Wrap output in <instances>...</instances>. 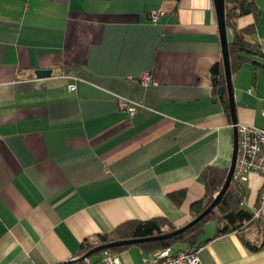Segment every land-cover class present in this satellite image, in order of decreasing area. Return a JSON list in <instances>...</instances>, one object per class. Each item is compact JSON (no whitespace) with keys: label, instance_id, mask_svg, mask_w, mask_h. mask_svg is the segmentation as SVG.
<instances>
[{"label":"crops","instance_id":"1","mask_svg":"<svg viewBox=\"0 0 264 264\" xmlns=\"http://www.w3.org/2000/svg\"><path fill=\"white\" fill-rule=\"evenodd\" d=\"M248 2L235 27L253 25L260 54L231 71L234 115L264 128V0ZM219 61L213 0H0V264H105V250L79 259L81 243L130 220L187 224L201 173L227 170L232 154L233 123L212 92ZM146 73L155 85L139 82ZM118 97L138 103L133 115ZM241 185L252 211L264 176ZM217 227L204 224L198 264H264V206L241 232ZM136 244L106 250L143 264L134 255L154 252Z\"/></svg>","mask_w":264,"mask_h":264},{"label":"trees","instance_id":"2","mask_svg":"<svg viewBox=\"0 0 264 264\" xmlns=\"http://www.w3.org/2000/svg\"><path fill=\"white\" fill-rule=\"evenodd\" d=\"M250 1V0H249ZM245 7V8H244ZM248 0H225V23L226 27L234 28V37L231 42H228V53L231 71L240 67V65L248 60L251 53L260 54L256 46L249 41V37L253 34V25L237 29L235 20L237 17L246 13L247 10L252 11ZM212 76V92L218 94V88L225 85L222 62L215 63L211 69ZM221 105L230 120V109L227 94L224 93L220 97ZM227 170L209 166L201 173V180L204 185V194L197 201L190 205L191 220L198 216L213 200L214 195L222 186ZM183 193H179L178 197H182ZM246 197L245 188L231 181L228 189L208 214L201 220L194 223L181 233L171 236L166 239H157L137 243L145 253L156 252L158 250L173 247L175 244L182 243L184 247L198 246L197 240L202 233L203 226L206 222L216 221L218 223L215 236L229 232H241L247 226L256 222L258 219H252L251 211L246 210L242 205V200ZM174 227L165 218L154 217L147 220H130L117 225L111 232L107 234L97 235L94 243H81L77 253H85L95 247L105 245L112 242L136 239L149 238L157 235L172 232ZM251 250H256L257 245H251L245 242ZM130 246L124 244L109 248L110 250H123ZM181 249V248H179ZM106 250V249H105Z\"/></svg>","mask_w":264,"mask_h":264},{"label":"built area","instance_id":"3","mask_svg":"<svg viewBox=\"0 0 264 264\" xmlns=\"http://www.w3.org/2000/svg\"><path fill=\"white\" fill-rule=\"evenodd\" d=\"M160 15V11H152L149 14L151 21H156ZM139 82L143 86L155 85L156 82L148 73L143 74ZM69 90H74V84H68ZM118 106L126 111L129 115L135 113L137 104L131 101L118 97ZM264 116V110L261 111ZM237 130V156L231 177V181L235 183H243L247 179L249 173H257L264 176V128H258L246 124H234ZM244 199L241 202L243 204ZM264 206V198H259V204L251 211L252 219H259L262 215ZM199 246H191L176 251L169 247L154 252L150 257L144 258V264H198ZM102 261L105 264H121V261L115 253L110 250H105ZM87 264H91L86 259Z\"/></svg>","mask_w":264,"mask_h":264},{"label":"water","instance_id":"4","mask_svg":"<svg viewBox=\"0 0 264 264\" xmlns=\"http://www.w3.org/2000/svg\"><path fill=\"white\" fill-rule=\"evenodd\" d=\"M213 5H214L216 22H217L219 40H220L221 62L223 66V74H224V80H225V85L218 88V95L222 96L224 93L227 94L229 109H230V117L234 125L236 124V120H235V115H234L233 92H232V87H231V69H230V61H229V53H228V41L226 37L225 0H213ZM37 74L41 76H47L50 74V70H41V71L39 70L37 71ZM236 156H237V130H236V127L233 126V148H232L231 159H230L229 166L227 168L224 182L222 186L220 187L219 191L214 195L211 203L198 216H196L195 218L190 220L187 224L175 229L172 232H168L165 234H161V235H157V236L149 237V238L128 239V240H122V241H117V242H112V243H108L105 245H101V246L95 247L92 250L86 252L79 259L88 258V256L94 251H101V250L109 249V248L119 246V245L136 244V243H141L144 241L166 239L178 233H181L182 231H184L185 229H187L194 223L198 222L206 214H208L209 211L213 207H215L218 204V202L220 201V199L222 198V196L228 189L231 183V177H232V173H233V169L235 165ZM73 261H67V262H64L63 264H71L73 263Z\"/></svg>","mask_w":264,"mask_h":264},{"label":"rangeland","instance_id":"5","mask_svg":"<svg viewBox=\"0 0 264 264\" xmlns=\"http://www.w3.org/2000/svg\"><path fill=\"white\" fill-rule=\"evenodd\" d=\"M136 246V245H135ZM184 247V244H182V243H179V244H175L173 247H172V249H173V251L176 249V248H183ZM143 257V255L142 254H135L134 255V260H136V261H138V262H141V261H143V259L144 258H148V257H150V256H147V257H144V258H142ZM144 264V263H143Z\"/></svg>","mask_w":264,"mask_h":264}]
</instances>
